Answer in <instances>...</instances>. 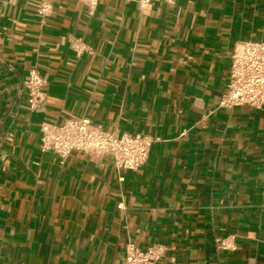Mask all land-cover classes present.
Listing matches in <instances>:
<instances>
[{
	"label": "crops",
	"instance_id": "obj_1",
	"mask_svg": "<svg viewBox=\"0 0 264 264\" xmlns=\"http://www.w3.org/2000/svg\"><path fill=\"white\" fill-rule=\"evenodd\" d=\"M41 1L0 0V264H122L127 242L163 246L158 264H264V107L219 105L235 46L264 42V0ZM77 118L148 135L146 162L40 151L42 125Z\"/></svg>",
	"mask_w": 264,
	"mask_h": 264
},
{
	"label": "built area",
	"instance_id": "obj_2",
	"mask_svg": "<svg viewBox=\"0 0 264 264\" xmlns=\"http://www.w3.org/2000/svg\"><path fill=\"white\" fill-rule=\"evenodd\" d=\"M92 15L98 0H78ZM164 0H135L140 10H147L153 3ZM50 4L43 0L37 14L45 17L50 12ZM73 50L81 53L86 47L79 42ZM30 111L42 107L45 82L37 70L28 71L23 83ZM219 105L225 108L246 106L253 110L264 107V42L244 41L233 49L227 76L226 92ZM154 140L148 135L108 133L92 125L86 118L69 119L61 125H42L39 129V149L42 153H52L64 160L72 153H97L110 156L117 169L136 171L145 162ZM219 251L236 250L235 238L227 236L215 239ZM165 252L161 245L139 248L127 242L122 264H158Z\"/></svg>",
	"mask_w": 264,
	"mask_h": 264
}]
</instances>
